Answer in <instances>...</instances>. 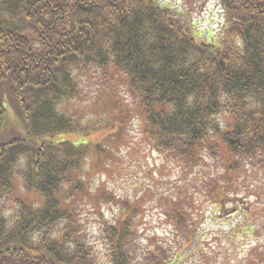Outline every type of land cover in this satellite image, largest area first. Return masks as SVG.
Instances as JSON below:
<instances>
[{
  "label": "trees",
  "instance_id": "trees-1",
  "mask_svg": "<svg viewBox=\"0 0 264 264\" xmlns=\"http://www.w3.org/2000/svg\"><path fill=\"white\" fill-rule=\"evenodd\" d=\"M217 2L223 21L204 39L192 8L170 0H0V264H193L197 194L246 217L233 184L243 167L264 166V0ZM117 76L149 149L189 175L210 159L221 169L198 178L193 197L188 187L159 197L170 240H144L139 204L115 197L111 219L90 205L100 226L88 232L91 146L59 137L99 124L62 106L80 96L82 80ZM29 191L40 201L25 199Z\"/></svg>",
  "mask_w": 264,
  "mask_h": 264
},
{
  "label": "rangeland",
  "instance_id": "rangeland-1",
  "mask_svg": "<svg viewBox=\"0 0 264 264\" xmlns=\"http://www.w3.org/2000/svg\"><path fill=\"white\" fill-rule=\"evenodd\" d=\"M170 3L182 9L192 8L188 17L200 29L201 38L205 39L211 30L218 32L223 19L217 0H170ZM62 108L76 114L83 124H99L85 136L68 134L59 137L91 146L89 162L83 172H86L88 184L87 196L83 200L88 202L87 227L91 237H96L100 222L90 205L111 219L117 216L118 204L109 197H115L118 203L139 204L138 229L144 240L148 237L170 240L173 231L159 205V197L178 196V191L184 187H188L193 197L198 178L221 172L216 161L210 159L196 175H189L168 156L149 149L141 132L143 117L128 93L126 81L120 76L112 83L100 78L94 82L82 80L80 96L64 103ZM7 123L8 127L16 123L10 109L7 110ZM117 130L119 132H114ZM96 145L104 151L96 152ZM239 173L234 175L238 177L233 186L240 190L238 196L248 203L246 217L240 212L225 214L219 210L218 200L212 204L206 193L202 191L203 196L197 194L201 214H198L197 230L190 246L191 259L195 260L193 264H264V166H246ZM197 185L202 188L201 182ZM23 195L29 201H40L33 191ZM219 197H223L222 192Z\"/></svg>",
  "mask_w": 264,
  "mask_h": 264
}]
</instances>
